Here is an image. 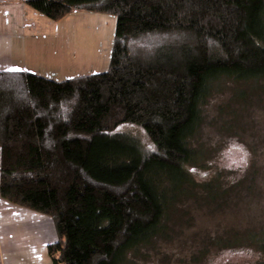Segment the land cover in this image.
Wrapping results in <instances>:
<instances>
[{
  "label": "trees",
  "instance_id": "16d2710c",
  "mask_svg": "<svg viewBox=\"0 0 264 264\" xmlns=\"http://www.w3.org/2000/svg\"><path fill=\"white\" fill-rule=\"evenodd\" d=\"M21 1L53 22L116 21L105 73L59 83L0 73V197L53 221L52 264H130L178 210L237 193L198 139L216 97L229 95L217 115L231 117L227 133L237 108L248 118L262 108L264 0ZM245 241L264 264V229Z\"/></svg>",
  "mask_w": 264,
  "mask_h": 264
},
{
  "label": "rangeland",
  "instance_id": "374dc122",
  "mask_svg": "<svg viewBox=\"0 0 264 264\" xmlns=\"http://www.w3.org/2000/svg\"><path fill=\"white\" fill-rule=\"evenodd\" d=\"M103 17L104 21L86 22L92 29L87 31L94 39L92 44L97 46L100 42L102 50L108 44L111 46L116 22L111 15ZM228 98L229 95L210 101L206 109L209 123L198 145L208 154L210 166L222 174L224 188H234L237 193L230 194L219 207L188 205L178 210L169 229L132 257L130 264L263 263L262 255L245 238L264 229V101L262 108L250 112L253 113L249 118L248 109L242 111L235 106L239 110L236 129L227 133L223 128L232 123L231 117L220 119L217 115ZM120 131L130 133L149 147L141 131ZM200 175L211 174L206 170Z\"/></svg>",
  "mask_w": 264,
  "mask_h": 264
},
{
  "label": "crops",
  "instance_id": "0c3cea01",
  "mask_svg": "<svg viewBox=\"0 0 264 264\" xmlns=\"http://www.w3.org/2000/svg\"><path fill=\"white\" fill-rule=\"evenodd\" d=\"M103 16L77 13L53 22L21 0H0V73L58 83L105 73L113 41L103 50L100 42L93 45L86 25ZM11 67L26 71H6ZM56 243L49 217L0 197V264H52L47 248Z\"/></svg>",
  "mask_w": 264,
  "mask_h": 264
},
{
  "label": "snow or ice",
  "instance_id": "6c2138e0",
  "mask_svg": "<svg viewBox=\"0 0 264 264\" xmlns=\"http://www.w3.org/2000/svg\"><path fill=\"white\" fill-rule=\"evenodd\" d=\"M6 71H9V72H20V71H26V70L20 69L18 67H11V68H7Z\"/></svg>",
  "mask_w": 264,
  "mask_h": 264
}]
</instances>
